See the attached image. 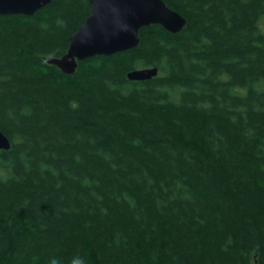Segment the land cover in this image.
Returning <instances> with one entry per match:
<instances>
[{
	"label": "trees",
	"instance_id": "trees-1",
	"mask_svg": "<svg viewBox=\"0 0 264 264\" xmlns=\"http://www.w3.org/2000/svg\"><path fill=\"white\" fill-rule=\"evenodd\" d=\"M164 1L73 74L89 0L0 15V264H264V0Z\"/></svg>",
	"mask_w": 264,
	"mask_h": 264
},
{
	"label": "water",
	"instance_id": "water-1",
	"mask_svg": "<svg viewBox=\"0 0 264 264\" xmlns=\"http://www.w3.org/2000/svg\"><path fill=\"white\" fill-rule=\"evenodd\" d=\"M51 0H0V15H33ZM89 16L70 38L67 53L48 58L64 72L73 74L78 62L97 55H112L136 48L141 28L152 24L177 33L188 25L187 19L164 0H89ZM158 67L131 71V80L144 81L157 76ZM11 147L10 139L0 130V150Z\"/></svg>",
	"mask_w": 264,
	"mask_h": 264
},
{
	"label": "rangeland",
	"instance_id": "rangeland-1",
	"mask_svg": "<svg viewBox=\"0 0 264 264\" xmlns=\"http://www.w3.org/2000/svg\"><path fill=\"white\" fill-rule=\"evenodd\" d=\"M263 24H264V22H263Z\"/></svg>",
	"mask_w": 264,
	"mask_h": 264
}]
</instances>
